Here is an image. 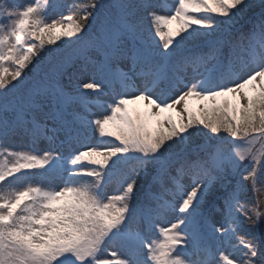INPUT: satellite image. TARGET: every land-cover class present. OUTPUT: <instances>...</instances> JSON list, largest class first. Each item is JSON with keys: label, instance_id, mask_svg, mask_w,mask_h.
Listing matches in <instances>:
<instances>
[{"label": "snow or ice", "instance_id": "obj_1", "mask_svg": "<svg viewBox=\"0 0 264 264\" xmlns=\"http://www.w3.org/2000/svg\"><path fill=\"white\" fill-rule=\"evenodd\" d=\"M0 264H264V0H0Z\"/></svg>", "mask_w": 264, "mask_h": 264}, {"label": "rangeland", "instance_id": "obj_2", "mask_svg": "<svg viewBox=\"0 0 264 264\" xmlns=\"http://www.w3.org/2000/svg\"><path fill=\"white\" fill-rule=\"evenodd\" d=\"M172 4L173 0H162V6H160V14H167Z\"/></svg>", "mask_w": 264, "mask_h": 264}]
</instances>
